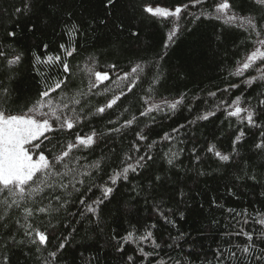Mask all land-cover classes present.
<instances>
[{
	"label": "snow or ice",
	"instance_id": "1",
	"mask_svg": "<svg viewBox=\"0 0 264 264\" xmlns=\"http://www.w3.org/2000/svg\"><path fill=\"white\" fill-rule=\"evenodd\" d=\"M20 3L21 6L14 9L17 19L31 15L35 0H20ZM114 3L115 0H107L105 7ZM254 3L264 9V0H254ZM190 6H199V14L189 11ZM142 10L153 18L171 24L166 33L164 49L175 43V38L183 30L182 13L192 17L189 22L203 17L242 29L247 33L251 50L237 63L232 75L245 77L247 73L243 80L245 85L264 89V12L237 14L230 0H188V3L177 4L171 9L144 5ZM100 23L106 21L101 20ZM117 27L124 30L123 24ZM34 30V25L29 27V31ZM64 31L68 41L59 45L62 55L35 56V65L54 67L57 76L52 78L50 84H45L44 90L34 101L21 109L11 107L10 82L23 53L0 44V75L4 77L0 78V249L5 252L0 256V264H10V257L6 253L17 247L33 249L25 255H29L35 264H57L59 254L77 233V226L85 221L98 225L101 206L110 199L118 184L131 183L130 173L141 175L151 167V163L156 162L153 149L161 141L167 142L168 148L160 159L170 168L182 166L180 157L185 149L178 145L185 141L178 138L186 125L180 124L170 132H164L159 140L151 139V129L158 118L170 117L184 107L191 112L200 98L190 97L187 93L175 97L159 95L162 72L158 60L130 61L127 70H124L115 62L101 64L99 57L92 53L82 62L70 64L69 58H74L77 53L76 37L82 33L80 26L74 23L65 24ZM129 34L132 37L139 35L136 31ZM7 36L15 38L16 32L8 31ZM43 47L47 49L48 45ZM253 72L256 74L253 75ZM240 86L231 83L222 90L208 92L207 96L216 98L218 91L228 93ZM138 87H141V93L136 94L138 100L133 110L123 101L129 94H134ZM242 96L243 93L228 99L220 98L188 122L191 125L196 121H207L218 111H223L226 119L231 121L235 117L241 125L235 128L229 123V130L235 133L230 152H222L213 141L206 143L202 153L199 146L194 145L189 150L193 166L209 158L223 165L235 163L239 155L237 145L244 140L246 127L258 130L259 136L253 147L258 155H264V90L243 101ZM253 100L255 103H252ZM204 103L207 105V99ZM242 103L244 106H241ZM117 108L119 112L115 111ZM85 127L89 131L85 132ZM129 133L133 138L128 140L127 150L117 153L114 147H109L110 143L123 140ZM177 140L178 144L173 143ZM101 145L104 148L97 156L96 149ZM195 170L198 175L207 174L202 169ZM242 171L243 178L256 181L254 173L249 175L245 169ZM154 180L159 182L161 176H155ZM153 187L152 182L147 190L142 185L133 184L132 190L137 196L147 192V202L150 197L155 199L151 196ZM228 191L231 192V189ZM163 204V201L155 203L153 212L171 224L173 220L169 217L175 211L165 208ZM228 211L233 212L232 209ZM236 215L243 217L244 225L251 222L260 227L248 231L242 227L238 230L235 235L243 237V243L218 248L216 264H264V213L250 215L244 210V213ZM180 216L183 217V213ZM153 227L154 224L149 225L144 234L138 237L133 229L119 239L124 243L151 241L156 244L151 230ZM113 239L118 238L114 236ZM53 241L56 243L53 244ZM137 250L145 257L149 255L143 248ZM117 251H123L122 244H118ZM127 259L130 264H136L133 256Z\"/></svg>",
	"mask_w": 264,
	"mask_h": 264
},
{
	"label": "trees",
	"instance_id": "2",
	"mask_svg": "<svg viewBox=\"0 0 264 264\" xmlns=\"http://www.w3.org/2000/svg\"><path fill=\"white\" fill-rule=\"evenodd\" d=\"M181 3H188V0H115L110 7H105L107 0H35L31 15L17 19L14 9L21 6L20 0H0V44L23 53L10 82L11 107L14 109L29 105L44 90L45 84H50L57 76L56 68L35 65V56L62 55L59 45L68 41L64 26L73 23L80 26L82 34L76 37L77 53L74 58H69L70 64L80 63L92 53L99 57L101 64L115 62L124 70L130 61L158 60L162 72L159 95L175 97L187 93L190 97L200 98L191 112L184 107L170 117L158 118L151 129V139L159 140L164 132H170L180 124L186 125L178 138L185 141L178 145L185 149L180 157L182 166L170 168L160 159L168 148V143L161 141L153 149L156 162H150L151 167L141 175L130 173L131 183L118 184L110 199L101 206L98 225L85 221L77 226V233L59 254L57 264H130L128 256H133L136 264H216L218 248L243 243L244 238L235 235L238 230L260 227L251 222L244 225L243 217L236 215L244 210L250 215L264 213V155H258L253 147L259 136L258 130L245 126L246 136L237 145L239 155L233 164L223 165L209 158L193 166L189 151L198 145L202 153L209 141L216 142L222 152L231 151L235 133L229 130V123L235 128L241 126L235 117L229 121L223 111H218L207 121H196L191 125L188 122L220 98L228 99L243 93V101L264 90L245 85L243 80L247 73L245 77L232 75L237 63L251 50V44L242 29L203 17L189 22L192 17L182 13L183 30L175 38V43L164 49L171 24L145 13L143 6L159 5L171 9ZM230 3L233 11L240 15L264 12L254 0H230ZM199 10V6L189 8L195 14H199ZM101 20L106 23H100ZM119 24L124 25L123 31L117 27ZM32 25L35 30L29 31ZM8 31H15V38L8 37ZM130 31L139 35L132 37ZM45 44L47 49L43 47ZM0 78L4 77L0 75ZM76 83L79 84V80ZM231 83L241 86L228 93L218 91L216 98L207 96L208 92L222 90ZM140 93L141 87L136 88L123 104L135 110L136 94ZM84 131L89 129L85 127ZM132 138L129 133L123 140L110 143L109 147L120 153L128 149V140ZM178 140L173 143L178 144ZM103 148L104 145L98 147L95 155H100ZM195 169H202L207 174L198 175ZM242 169L249 175L254 173L256 181L243 178ZM157 175L161 176L159 182L154 180ZM150 182L154 184L151 196L155 199L150 197L146 202L147 192L137 196L132 185L139 184L147 190ZM161 201L165 208L175 211L169 217L173 220L171 224L153 212V205ZM228 209L233 212L229 213ZM153 224L155 227L151 230L159 247L151 241L124 243L119 239L133 229L137 237L143 235ZM114 236L118 239H113ZM118 244H122L123 251H117ZM138 248H143L149 255L145 257ZM32 251L29 247H17L6 254L10 257V264H35L29 255H25ZM3 254L4 250L0 249V256Z\"/></svg>",
	"mask_w": 264,
	"mask_h": 264
},
{
	"label": "rangeland",
	"instance_id": "3",
	"mask_svg": "<svg viewBox=\"0 0 264 264\" xmlns=\"http://www.w3.org/2000/svg\"><path fill=\"white\" fill-rule=\"evenodd\" d=\"M162 7H164V6H162Z\"/></svg>",
	"mask_w": 264,
	"mask_h": 264
}]
</instances>
